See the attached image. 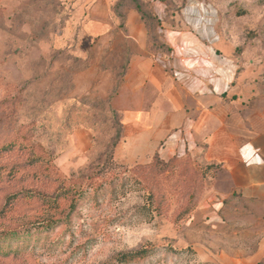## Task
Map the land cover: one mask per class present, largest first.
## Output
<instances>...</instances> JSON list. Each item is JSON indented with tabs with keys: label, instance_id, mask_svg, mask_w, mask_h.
Listing matches in <instances>:
<instances>
[{
	"label": "rangeland",
	"instance_id": "obj_1",
	"mask_svg": "<svg viewBox=\"0 0 264 264\" xmlns=\"http://www.w3.org/2000/svg\"><path fill=\"white\" fill-rule=\"evenodd\" d=\"M153 2L164 8L165 21L175 23L185 7L203 16L207 32L217 34L240 71L264 90V0H0V144L13 142L19 127L29 132L26 148L0 153V172L21 175L0 180V232L17 229L27 239L0 264H209L201 252L218 243L215 235L208 242L209 226L189 219L214 164L192 161L203 188L187 211V155L159 158L150 168L158 193L164 192L152 205L146 179L129 172L148 163L116 161L122 166L116 174L101 173L106 179L98 195L81 203L67 224L48 230L43 222L66 210L68 199L54 203L57 182L31 178L39 168L32 155L65 179L87 174L108 151L115 159L122 120L112 100L139 51L127 33V11L135 10L145 26L146 53L167 50ZM141 247L150 248L147 256L117 261L118 253Z\"/></svg>",
	"mask_w": 264,
	"mask_h": 264
},
{
	"label": "crops",
	"instance_id": "obj_2",
	"mask_svg": "<svg viewBox=\"0 0 264 264\" xmlns=\"http://www.w3.org/2000/svg\"><path fill=\"white\" fill-rule=\"evenodd\" d=\"M153 12L167 46L155 54L146 53L139 14L126 13L139 51L112 100L122 120L115 160L131 166L154 155H187L201 167L217 166L189 219L209 226L206 240L214 233L218 242L201 255L209 264L264 263V90L240 71L217 34L207 32L203 16L185 7L175 23L165 21L159 2Z\"/></svg>",
	"mask_w": 264,
	"mask_h": 264
},
{
	"label": "trees",
	"instance_id": "obj_3",
	"mask_svg": "<svg viewBox=\"0 0 264 264\" xmlns=\"http://www.w3.org/2000/svg\"><path fill=\"white\" fill-rule=\"evenodd\" d=\"M135 8L141 12V7L138 4H135ZM112 113H115L114 110H111ZM25 129V130H22ZM27 128L19 127L16 130V138L15 140H12L13 142H8L6 144L2 143L0 144V153L5 152L8 150H20L22 148H26V140L28 138L29 132L26 130ZM122 136V124H120V128L115 133V140L113 141V147L115 146L116 142L121 138ZM18 139V140H17ZM31 162L33 165L39 164V168L36 170L34 174H32L31 178H34L38 176L39 180H45L51 183L57 182L58 189L55 191V195L51 197V201L54 203H57L58 198H65L68 199V206L66 210L62 211L60 214H58L55 218H51V220H47L43 222V227L45 230L50 229L53 226H60L63 224H67L68 221L71 220V215L74 213V211L83 203L84 201L92 198L93 196H97L98 193L103 189V181L106 179L104 176H100L102 172L108 173L109 169H112V173L114 168L121 167L122 165H119L116 160L113 158L112 152L108 151L106 153L104 160L94 166L92 169L88 171L85 175H77L72 176L68 179H65L64 177L59 174L55 166L52 164L45 162L42 165L40 161H38L36 156H30ZM159 157L157 155H154L151 160L148 162V164L144 166H135L132 169H130L129 172H131L134 179L139 180L142 176L146 179L145 182L142 184L144 187L148 190V198L149 203L152 205L156 199L155 195H157V200L164 199V192L158 193L157 186L153 184L154 176L150 171V168H152L155 164H159ZM163 163V162H162ZM187 187L188 193H187V207L184 210L190 211L193 207V204L197 201L199 198L198 195H200V192L203 188V181L201 179V173L198 169H194L191 165L192 160L187 157ZM41 164V165H40ZM164 164V163H163ZM17 171L10 175L11 171L9 172H0V180L10 177H16L18 179H21V175L17 176ZM110 174V172H109ZM11 178V179H12ZM142 179H140L141 181ZM142 182V181H141ZM17 195V192L14 194H11L7 196L5 206L8 203L9 199L15 198ZM155 198V199H154ZM4 208V206H3ZM3 208L0 209V213L2 212ZM0 241L1 243H7L6 245L0 244V257H9L10 254L16 253L18 246L20 243L27 241L25 236L20 234L17 229H9L5 232H0ZM15 243V244H13ZM150 248L147 247H141L134 250L129 251H123L117 254V261L120 263H126L134 260H139L149 253ZM264 264V263H261Z\"/></svg>",
	"mask_w": 264,
	"mask_h": 264
}]
</instances>
